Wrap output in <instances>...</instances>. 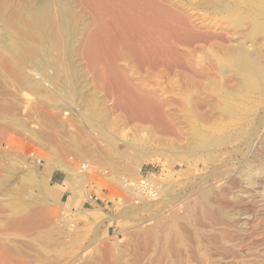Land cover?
<instances>
[{"label":"rangeland","instance_id":"obj_1","mask_svg":"<svg viewBox=\"0 0 264 264\" xmlns=\"http://www.w3.org/2000/svg\"><path fill=\"white\" fill-rule=\"evenodd\" d=\"M198 1L182 2L189 4V11L201 18L198 17L201 28L214 34L210 39L193 42L199 48V59L208 67V74L236 87V78L230 72L223 70L221 65L210 66L209 61L216 51L221 52L218 50L220 44L234 45L238 41L249 46L253 29L250 20L234 24L228 18L230 13L220 7L233 3L244 14L251 7L246 0H210L215 3L208 6L197 5ZM263 2L253 9L264 19ZM76 11L79 21L73 36L77 39L81 38V29L87 26L91 16L78 6ZM12 26H4L3 34L15 29L16 32L17 28ZM257 39L264 66V35ZM0 40V264H185L190 258L185 256L183 244L174 238L183 235L182 218L191 206L197 205L201 187L206 184L214 188L226 187L228 192L224 198L219 196L223 208L227 213L232 212L229 215L237 219L240 229L248 226L250 212L248 198H244L247 191L241 172L251 157V128L264 122V93H250L246 89L242 94V86L241 94L234 97V104L233 99H229L228 104L238 108L235 116H230L221 110L224 101L216 97L219 93L211 87L203 89L211 103L200 111L206 118L201 124L189 119L182 107L175 104L168 107L176 114L167 125L159 118L128 119L115 105L110 90L99 88L94 82V73L88 68V59L83 53L71 56L70 60L68 55L63 58L53 50L47 58L51 65L49 73L54 75L56 70L51 82L42 71L31 67V56L26 55L25 46L19 45V52L24 54L19 57L11 54L9 42L1 36ZM74 61V67L82 71L78 84L84 85L89 97L92 94L96 99L102 98L104 106L111 110L109 131L98 121L92 122L82 115L83 105L78 106L77 99L64 91V83L77 86L71 69ZM128 61L119 60V63L128 66ZM131 71L137 73L135 76L146 74L145 71L140 74L135 68ZM27 77L43 82L40 87H30ZM163 82L161 92L165 98L178 99L176 88L180 82H173L172 78L163 79ZM222 107L224 109V105ZM171 125L176 128L172 129ZM196 126L204 133L202 141H213L223 134L229 139L219 148L198 149L194 139ZM217 126L222 128L217 130ZM260 135L261 130L258 138ZM43 158L51 164H44ZM55 160L63 164L55 165ZM256 163L259 165L258 159ZM28 170L34 172V180L27 177ZM142 178H147L146 183L139 188L137 182ZM123 180L130 187L135 186L132 190L138 191L134 190L140 194L139 200L124 187ZM256 181L264 183V179L256 178ZM260 214L259 210L256 216ZM155 219L171 225L175 222L178 233L172 231L171 240H166L168 227L164 225L156 238L152 225Z\"/></svg>","mask_w":264,"mask_h":264},{"label":"bare ground","instance_id":"obj_2","mask_svg":"<svg viewBox=\"0 0 264 264\" xmlns=\"http://www.w3.org/2000/svg\"><path fill=\"white\" fill-rule=\"evenodd\" d=\"M182 1L0 0V23L3 24L0 26V36L9 42L8 46L13 52H10L11 54H18L19 57L24 56V54L22 55L19 52L21 48V46L19 48V45L25 46L26 55L31 56V67L36 68L39 72L42 71V75L45 74V78L47 77L51 82L53 81V76L56 74V70H54V75L51 72L49 73L48 69L51 65L48 64L47 58L50 57L53 50L58 51L59 56L63 58L68 55L69 57L67 58L70 60L72 59L71 56L74 57L76 54L83 53V56H86V59H88V68L90 67L94 73V82L100 86L99 88L102 86V89L103 87H107L110 90L112 93L110 94L114 97L112 99L116 100L117 104L115 105H118L117 108L128 119L137 118V120H140V118H143L144 120H148L149 117H152L154 120V118H159L166 122L167 125L168 122L172 123L176 114L174 111L168 109V107L175 104V106L182 107L184 110L182 111L187 117L189 116V119H193L196 123L201 124L206 118L201 115L200 111L202 110L203 112L202 108L207 107L210 102L204 96V90H208L209 87L216 93H219L216 97L220 96L221 101L223 100L226 103H221V105H224V109H222V105L221 110H224V113L227 115L235 116L238 108L228 104L229 99H233L232 103L234 104V97L240 95L241 92L243 94L246 89L250 93H264V66L261 61L263 52L257 46V37L264 35V19L258 17L254 13L255 9H253V6H259L258 3L263 0H246V4L252 8L246 11V14L234 6L233 3H226L220 7L230 13L228 18L234 24L250 20L251 27L253 28L251 31L249 30L251 32V34L249 33V46L246 47V44L238 43V41L234 45L220 44L221 47L218 46V50L221 52L214 51L215 55L209 61L210 66L217 68L221 65L220 67L223 70L230 72L236 78V87L229 86L225 82H219L213 75L207 73L208 67L204 66L203 62L200 61L199 54H197L199 48L197 45L194 46L193 42L210 39L214 34L201 28L199 23L201 21H198L200 17L190 12L189 4L187 5ZM199 1L200 3H198ZM199 1L197 5L208 6L215 3V1L210 0ZM69 4L71 7H67ZM77 6L83 12H88L91 17L89 18V23H86L87 26L81 29L83 30L81 38L77 37L76 39L73 36L75 34L73 30H76L78 27ZM261 14L263 15L262 12ZM4 26H12L13 29L16 27L17 31L14 32L15 29L12 31L14 33L9 31L11 32L10 34L9 32L8 34H3L5 30ZM7 42L4 43L6 44ZM216 48L212 47L211 49L216 50ZM23 60L22 62L24 63ZM63 60L61 59L60 61ZM119 60H130L131 62L128 61L129 65L127 66L126 64L122 65L123 63L120 64ZM72 63V77L77 86L73 87L72 84H69L71 82L64 83V91L77 99L78 106L83 105V109L81 110L82 115L88 117L92 122L98 121L109 131V127L112 125L111 110H109L108 106H104L102 98L96 99L92 94L89 97L88 93H86L88 90L83 88L84 85L78 84L80 82L81 70L74 67L75 61ZM131 68L137 69L140 71V74L145 71L146 74L142 73L139 76H135L137 73H133ZM63 75L66 77V73ZM171 75L173 76L171 77ZM166 78H172L173 82H180L179 87L176 88L178 99H166L161 92L164 87L163 79ZM27 81L30 87H40L43 82L36 79L32 80V77L29 80L27 77ZM242 86L245 89L242 88L243 90H241ZM240 90L241 92L239 93ZM90 92L92 93V91ZM213 99V101H217V99ZM218 102L216 105H218ZM171 127L172 129L176 128L172 125ZM221 128L216 127L217 130ZM260 130L261 135L258 138ZM194 134L198 149L199 147L200 149L201 147H206L207 149L219 148L226 144L229 139L227 134H223L216 137L213 141L206 139L202 141L204 133L199 126L195 127ZM249 141L251 145V157L241 172L245 181V191H247V196L243 195L245 196L244 198H248L247 203L250 212L247 216L249 222L246 224L248 226L244 227L245 229H240L241 225L239 224V226L235 221L237 219L234 220L232 218L234 216L231 217L229 215L230 212L227 213L225 211V207L221 203L222 198L220 197L224 198V195L228 192L226 187L214 188L208 187L207 184L204 185L201 187L197 205L195 207L191 206L188 209V213L182 218L184 221L182 224L183 235H180L181 238L180 236L174 238V241H179L180 244H183V249L187 254L185 256L190 258L189 260L185 259L187 260L184 261L185 264H264V183L259 182L257 184L256 181V178L261 181L264 179V122L259 127L251 128ZM47 158H43L44 164L50 165L51 162ZM257 159L259 165L256 163ZM58 160L53 161L55 165L63 164L58 162ZM64 167L67 173H70L68 166L67 168L66 165ZM26 173L29 180L35 179L33 177L34 172L31 173L29 171V173ZM115 180L117 181L118 179ZM120 181L122 183V180ZM125 183V180H123V184ZM137 183L140 184L139 188H143L146 181L140 179V182ZM124 187L130 190L134 198H139L140 194L135 193V189L132 190L135 186L130 187L126 183ZM140 190L139 192H142ZM132 195L129 197H132ZM140 198L142 199V196ZM258 201L260 203L257 205ZM257 206L259 209H257ZM236 209L235 211L237 212L238 209ZM259 210L262 215L260 214L258 217L256 214ZM162 221L159 219L153 221L154 235L158 238L160 228L166 225L168 231L165 234V239L170 241L169 236L172 231L175 234L179 230L176 228L175 222H172L171 225V223L168 224L167 222L166 224V221ZM164 229L166 228L164 227Z\"/></svg>","mask_w":264,"mask_h":264},{"label":"built area","instance_id":"obj_3","mask_svg":"<svg viewBox=\"0 0 264 264\" xmlns=\"http://www.w3.org/2000/svg\"><path fill=\"white\" fill-rule=\"evenodd\" d=\"M143 180H146L147 178H142Z\"/></svg>","mask_w":264,"mask_h":264}]
</instances>
